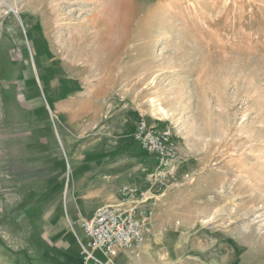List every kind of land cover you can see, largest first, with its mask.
<instances>
[{
    "label": "rangeland",
    "instance_id": "obj_1",
    "mask_svg": "<svg viewBox=\"0 0 264 264\" xmlns=\"http://www.w3.org/2000/svg\"><path fill=\"white\" fill-rule=\"evenodd\" d=\"M140 121L177 147L150 262L264 264V0H0V264L76 263L68 157Z\"/></svg>",
    "mask_w": 264,
    "mask_h": 264
},
{
    "label": "built area",
    "instance_id": "obj_2",
    "mask_svg": "<svg viewBox=\"0 0 264 264\" xmlns=\"http://www.w3.org/2000/svg\"><path fill=\"white\" fill-rule=\"evenodd\" d=\"M132 138L155 160L154 170L146 177L149 188L124 186L117 203L102 206L89 218L77 220L84 238L78 245V255L84 264H113L112 258L118 252L139 251L153 232V212L148 208L150 191L170 177L177 147L167 127L145 121L135 125Z\"/></svg>",
    "mask_w": 264,
    "mask_h": 264
},
{
    "label": "crops",
    "instance_id": "obj_3",
    "mask_svg": "<svg viewBox=\"0 0 264 264\" xmlns=\"http://www.w3.org/2000/svg\"><path fill=\"white\" fill-rule=\"evenodd\" d=\"M157 125L163 127L159 122ZM134 127L127 139L128 142L121 144L123 148L121 150L105 149L104 146L98 145L91 150L78 152L76 161L73 157H68L70 162L67 163L68 170L66 169L67 181L54 191L60 190L65 193L61 203L65 218L69 226L77 230L82 237V230L77 224L78 219L88 218L96 209L116 203L119 200V191L124 186L144 190V183L135 178L138 173L143 174V168L138 167L134 172L132 163L134 160V163L140 164L144 161L143 158L148 159V157H142V154L146 153L132 138ZM150 158L155 166L154 158L151 156ZM150 254V248L144 243L137 253L120 251L112 261L114 264H155L150 262ZM76 257L75 264H84L78 252Z\"/></svg>",
    "mask_w": 264,
    "mask_h": 264
},
{
    "label": "bare ground",
    "instance_id": "obj_4",
    "mask_svg": "<svg viewBox=\"0 0 264 264\" xmlns=\"http://www.w3.org/2000/svg\"><path fill=\"white\" fill-rule=\"evenodd\" d=\"M129 187H130V186H129ZM133 188H134V187H133ZM146 190H147V189H146ZM152 190H153V189H152ZM150 192H151V191H150ZM117 202H118V201H117ZM117 202H116V203H117ZM114 204H115V203H114ZM111 205H112V204H111ZM148 205H149V203H148ZM96 210H97V209H96ZM94 212H95V211H94ZM94 212H93V213H94ZM92 215H93V214H92ZM92 215H91V216H92ZM88 218H89V217H88ZM125 252H127V251H125ZM137 252H138V251H137ZM113 264H114V263H113Z\"/></svg>",
    "mask_w": 264,
    "mask_h": 264
}]
</instances>
